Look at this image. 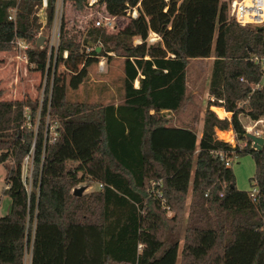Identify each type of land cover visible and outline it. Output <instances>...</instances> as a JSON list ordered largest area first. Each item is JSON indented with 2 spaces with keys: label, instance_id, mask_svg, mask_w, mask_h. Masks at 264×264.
<instances>
[{
  "label": "trees",
  "instance_id": "trees-1",
  "mask_svg": "<svg viewBox=\"0 0 264 264\" xmlns=\"http://www.w3.org/2000/svg\"><path fill=\"white\" fill-rule=\"evenodd\" d=\"M45 2L49 30L57 0ZM88 2L62 0V7L81 11ZM42 6L43 0H0V51L15 40L34 44ZM91 8L127 22L114 31L91 22L69 33L61 15L50 57L46 47L27 50L43 56L37 70L48 64L49 80L52 59L63 65L62 100L53 102L54 78L41 106L0 101V164L10 199L0 217V264H24L26 253L29 264H264V126L256 150L240 121H264V22L239 26L223 0H95ZM150 33L160 40L148 43ZM116 59L117 103L92 101L90 85L83 99L65 98L66 90L89 83L100 60ZM208 59L213 102L198 137L172 122L197 106L187 92L190 61ZM213 106L230 119L218 118ZM217 130H231L235 146L218 140ZM244 155L255 163V201L235 187L232 162ZM27 156L29 193L21 180ZM166 207L177 213L173 224Z\"/></svg>",
  "mask_w": 264,
  "mask_h": 264
},
{
  "label": "rangeland",
  "instance_id": "rangeland-1",
  "mask_svg": "<svg viewBox=\"0 0 264 264\" xmlns=\"http://www.w3.org/2000/svg\"><path fill=\"white\" fill-rule=\"evenodd\" d=\"M43 9L44 7L38 13L40 22L42 23V28L38 32L35 42L34 44L25 45L28 46V48L26 47L27 50H39L46 47L47 56H49V53L53 52L56 48L61 15L64 16V22H67L68 24V28L70 30L69 33H73V29L83 30L85 27L90 26L92 20L96 17V14L101 13L99 10L97 12L94 8H85L81 11H74L72 7L67 5L63 8L62 0H57L54 21L51 28L48 30L44 26L45 13ZM115 22L116 28H119L127 21L124 18H116ZM38 39L41 40L39 47H37ZM18 42L21 41L15 40L9 46H6L2 51H0V101L29 99L33 103L37 102L38 105L41 106L45 99L46 90L49 89L52 80L56 78L57 82L55 83V93L57 98H55L53 102L57 104L64 96V89L68 79L63 65L61 63H57L55 58L52 59L50 66L54 72V77L49 80L46 74L48 64H46V69L43 73L37 70V64L42 62L43 56H29L27 54V50L19 48L17 45ZM121 64L122 61L118 59L109 64H107L105 60H101L100 67L97 65L91 69L89 83L84 84L75 92L66 90L65 98L68 100L83 99L84 94L87 92V86L90 85V89L96 91L92 95V101H100L103 105H105L113 101L114 98V102L117 103V88L120 84L119 78L121 77ZM211 66L212 60L210 59L190 61L186 71L187 92L191 95V97H194L197 106L192 103L185 111L181 112L177 116H173V124L186 125L194 128L198 133V137L200 136L199 133L202 127L204 109L207 101L209 100L208 85ZM106 86L109 89L107 88L104 90ZM48 96H50L49 92ZM210 110L214 112L213 109L210 108ZM25 111L27 112V108H25ZM217 112L220 116L224 115L220 110H217ZM240 121L245 126L244 129L246 128V132H250V130L260 131L264 126L263 119L252 122L246 117H240ZM34 130H36V126H34ZM223 137L226 139L229 138L228 136ZM6 164L10 167L9 163ZM23 164L27 165L25 161ZM28 168L30 171L29 165ZM231 169L235 178V187L237 190L250 192L251 190L256 189L253 186L254 183L251 181L255 171V163L250 155L237 157L232 162ZM6 176V168L3 164H0V217L6 215L10 210V199L3 193L6 188ZM27 188H29V185H27ZM95 188V185L86 187L84 192H88ZM189 201L190 197L188 195L183 211L184 218H186ZM166 216L169 220H171L172 224V220L177 219V213L175 212L166 210ZM28 263L29 253H26L24 264Z\"/></svg>",
  "mask_w": 264,
  "mask_h": 264
},
{
  "label": "built area",
  "instance_id": "built-area-1",
  "mask_svg": "<svg viewBox=\"0 0 264 264\" xmlns=\"http://www.w3.org/2000/svg\"><path fill=\"white\" fill-rule=\"evenodd\" d=\"M223 1L228 3L230 18H232L239 26L243 27L248 24L249 25L263 24L264 22V0H223ZM94 2L95 0H89L88 6L91 8ZM45 6H46V2L45 0H43V7L45 8ZM130 16L133 18L136 17V11L133 10L130 13ZM115 20H116L115 17H111L101 12L99 14H96V17L92 20V23L97 28H103L107 31H114L116 29ZM159 40L160 38L156 34L150 33L148 36L147 42L155 43ZM137 43H140V41L137 40ZM17 45L19 46V48H23L24 50H27L28 48V46L22 42H18ZM49 57H50V53H49ZM63 57L64 58L66 57V53L63 54ZM100 64H101V60L98 63L99 67H100ZM209 101L213 102V99L209 98ZM218 118L220 117L218 116ZM248 133H251L257 137H261L262 132L261 130L260 131L250 130V132ZM218 140L228 143L231 147L235 146V141L233 142V140L232 141H227L225 139H218ZM24 161L26 162L27 165L22 164L21 180H22L24 188L29 193L31 191L32 163H31V160L29 159V156H27ZM28 165L30 166V171H29ZM225 165L228 167L229 162H226ZM27 185H29V188H27ZM249 196L252 198L253 201H255L257 197V189L251 190L249 192ZM166 210L169 211L167 207H166Z\"/></svg>",
  "mask_w": 264,
  "mask_h": 264
},
{
  "label": "crops",
  "instance_id": "crops-1",
  "mask_svg": "<svg viewBox=\"0 0 264 264\" xmlns=\"http://www.w3.org/2000/svg\"><path fill=\"white\" fill-rule=\"evenodd\" d=\"M138 40V39H137ZM137 40H135V43H137ZM209 60V59H208ZM211 60V59H210ZM138 86V82L137 81H135L134 82V87L136 88ZM211 109H213L214 110V112L216 113V109H218V110H221L223 113H224V115L223 116H219L217 113V115L222 119V118H226V119H230V117H231V114L230 113H227V112H225L224 111V109L223 108H220V107H211ZM241 124H242V122H241ZM242 126L243 127H245L243 124H242ZM200 133H201V131H200ZM200 133H199V135H200ZM215 136H216V138L217 139H225V140H227V141H232L233 140V142H234V134H233V132L231 131V130H226V131H216L215 132ZM223 136H228L229 138V140L228 139H226V138H224ZM200 137V136H199ZM26 255V254H25ZM29 258H30V253H29ZM24 259H25V256H24ZM29 264V263H28Z\"/></svg>",
  "mask_w": 264,
  "mask_h": 264
},
{
  "label": "water",
  "instance_id": "water-1",
  "mask_svg": "<svg viewBox=\"0 0 264 264\" xmlns=\"http://www.w3.org/2000/svg\"><path fill=\"white\" fill-rule=\"evenodd\" d=\"M40 42H41V40L38 39L37 47H39ZM246 137L252 141L254 149H256V150H260L261 149V146L263 145V138L262 137H257V136H255V135H253L251 133H248V132H246ZM84 190H85L84 187L75 188L73 190V195L79 197V196L82 195Z\"/></svg>",
  "mask_w": 264,
  "mask_h": 264
}]
</instances>
